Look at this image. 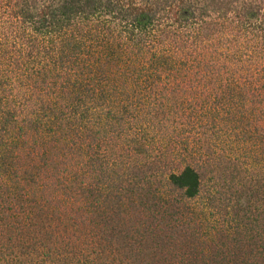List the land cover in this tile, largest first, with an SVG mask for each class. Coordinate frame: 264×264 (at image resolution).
<instances>
[{
	"label": "trees",
	"instance_id": "trees-1",
	"mask_svg": "<svg viewBox=\"0 0 264 264\" xmlns=\"http://www.w3.org/2000/svg\"><path fill=\"white\" fill-rule=\"evenodd\" d=\"M0 264H264V0H0Z\"/></svg>",
	"mask_w": 264,
	"mask_h": 264
}]
</instances>
